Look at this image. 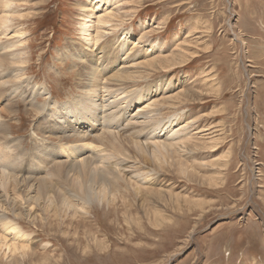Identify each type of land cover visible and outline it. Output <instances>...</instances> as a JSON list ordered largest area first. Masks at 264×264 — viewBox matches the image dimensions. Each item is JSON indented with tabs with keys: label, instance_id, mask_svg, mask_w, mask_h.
Here are the masks:
<instances>
[{
	"label": "rangeland",
	"instance_id": "obj_1",
	"mask_svg": "<svg viewBox=\"0 0 264 264\" xmlns=\"http://www.w3.org/2000/svg\"><path fill=\"white\" fill-rule=\"evenodd\" d=\"M83 3L93 2L14 0L17 18H13L12 27L22 33L27 53L23 79L31 82L24 83L23 88L28 94L33 85L35 92L39 84L45 85L47 94L36 95L34 102L50 103L51 109L52 103H66L83 93L76 78L81 66L71 59L79 51L87 60H93L99 57L98 48L104 47L106 57L116 62L115 68L121 67L122 61L129 62V67L123 65V70L131 73L122 79L123 86L122 80L117 81L118 85L110 82L107 75L100 77L104 80L96 79L113 88H101L104 96L113 91L122 99L128 96L122 89L131 93L151 89L150 100L138 102L136 98L113 124L118 126L114 132L125 147L119 157L125 168L120 170L133 178L151 175L142 181L152 190L131 193L126 214L123 210L111 214L107 212L109 207L93 204L87 218L93 228L76 223L61 224L55 229L43 223L40 228V223L33 225L25 217H12V212L0 207L9 225L6 230L15 226L19 232L8 233L0 227V236L4 231L8 233L2 236L10 239H5L7 244L23 245V239L25 243L33 239L29 243L33 254L29 251L19 264H264V0H115L110 7L117 15L103 26L104 35L97 42L89 38L96 32L93 28L89 27L88 37L80 31L83 17L91 12L81 8ZM125 38L128 49H132L129 55L119 48ZM183 56L184 60H180ZM152 60L153 67L137 65ZM6 88L0 90V124L7 127L9 139H14L11 143L18 147L15 151L19 152L21 167L17 171L29 172L31 162L39 155L38 151L32 157L42 143L45 121L42 113L31 110L29 102L21 98L15 113L11 112ZM156 97L157 105L145 109L153 112L146 117L134 115L137 106ZM125 105L122 102V108ZM154 120L161 124L173 121L171 125L175 127L187 123L191 134L187 133L189 142L179 150L181 163L159 167L147 154L132 150L130 141L134 142L135 137L143 141L146 134L157 132L151 129ZM91 125L93 129L86 127L82 131L88 130V136L71 139L73 146L88 142V151L104 149L97 142L103 129ZM43 143L62 146L57 142ZM5 153L11 154L8 150ZM63 156L66 158V154ZM218 160L228 165H216L214 161L219 164ZM182 163L185 166L180 167ZM53 179L56 187L74 193L65 177L57 175ZM1 194L5 197L0 191ZM45 247L47 250L42 249ZM4 253L3 248L0 264H8L9 254L2 256Z\"/></svg>",
	"mask_w": 264,
	"mask_h": 264
},
{
	"label": "bare ground",
	"instance_id": "obj_2",
	"mask_svg": "<svg viewBox=\"0 0 264 264\" xmlns=\"http://www.w3.org/2000/svg\"><path fill=\"white\" fill-rule=\"evenodd\" d=\"M91 1L93 3H90V5L83 3L81 6L82 9L87 10V11L91 10V12L87 13V15H85L83 17V21L80 24L81 25L80 31H82V35H84L85 37H88L91 34L89 27L93 28L94 30H96V32L94 31L95 35L93 34V36H90L89 38H90V40L92 39L94 41H96V40L99 41V38L103 37V35H104V31L102 30L103 26L106 25L108 22L112 21L111 19H113L114 15L116 14V13L113 14V10H111V7H110L111 4L113 5L115 3V0H95V1L91 0ZM13 3H14V0H0V90L7 87L6 88V90L8 91L7 97L10 98L9 99L10 100V106H7V107L10 108L11 112H14V108H16L18 106V103H19L18 100L21 98L24 101L27 100L29 102V107L31 110H35V111L37 110L36 112L42 113V117H43L45 123L43 125V130H41L43 132V133L41 132L42 138H40L42 143L37 146L34 154L33 155L31 154L33 157L35 155V153H37L39 151V155L36 158L34 157L35 158L34 162H31L30 167H31L32 171L29 170V172L28 171L27 172L17 171L18 167L19 168L21 167V164H20L21 159H20V156L18 154L19 152L17 153L15 151V149H17L18 147L16 145L14 146V144L11 143L12 141H14V139H11V140L9 139L8 134H10V133H8V129L6 130L7 127L6 126H5L6 128L3 127V125H2L3 123L0 124V191H1V193H3L5 195V197H3L2 194L0 195V207L2 208L4 206V208H3L4 211L9 210L10 212H12L13 213L12 217H15V218L18 217V218H21L22 220L24 219L23 217H25L33 225L35 222H36V224L40 223L39 227L41 228L42 224L45 223L48 227H50L52 229H55L56 227H59V225L66 224V223L69 226H71L72 223H76V225L81 224L83 226H85V224H86L88 227L90 226L93 228V225H91L90 220L87 219V218H89L88 215L92 214L91 207L93 204H96L98 206H101V205L104 206L105 205V206H107V208L109 207V210L107 212L111 213V214L119 213V211H121V210H123V212L126 214L127 209H128V208H126V205L128 207H130L129 206V195L131 193H134V195H135L136 193L150 192L152 190V188H150V187L143 186V184H145V183H143V181H142L144 179L147 181L148 179H150L148 177H150L151 175H148V177L143 176L142 179H140L139 176L137 178H135V177L133 178V177H127V176L123 175V173H126V172L124 170H123L124 172L121 171L124 166L121 164L122 159H120L119 157L122 156V154L125 150L124 149L125 147L123 146L122 141L118 140L119 137L116 134V132H114L115 129L118 128V126L114 125L113 122L115 120H117L118 118H120L122 113L125 114L126 106L129 107L130 104L133 103L136 98H137L138 102L142 101V99H144V98L147 99L148 96L151 94L150 93L151 89H150V91H149V88H145V89H141V90L138 89V90L133 91V93L126 91L125 89H122V92L125 93L126 95H128L127 97L122 98V99L119 96H118L119 98H117L118 94L116 95L115 94L116 92H113V91L108 93L107 96L102 95L101 88H104L107 90L109 88L110 84L106 85V84H102V83H100V84L97 83L98 82V80L96 79L97 77L102 78L103 76L106 77L105 75H107L110 82L112 81L113 83H117V81H118V83H119L124 77L130 76L129 74H131V73L127 72L126 70H123V68L126 69V66L123 67V65H127V67H129V62H123L122 61L120 63V64H122V66L121 65H120L121 67L116 66V68H115L116 62L112 61L114 59H108L106 57L107 51L104 50V47H100V48H98L99 57L95 58L93 60L91 59L92 61L84 58L80 54V51L71 57V59L73 58V59L79 61V64L81 66L80 75L76 78H79V81L77 80L79 85H77V86L79 88H81L80 90H82V92H83L82 95L75 96V97L71 98L72 101H69L66 103L58 104V103L54 102L51 105V107H52L51 109H49L50 103H40L39 104L38 102H34V101H36V95L47 94L46 93V86L43 84H39L38 87H35L37 90V92H35L34 87H33L35 85H33L32 86L33 88L31 87V90L30 91L28 90V94L25 93V90L23 88L24 83H26V85H30L31 82H30V80L28 81L27 79H23V75L25 74L24 73V70H25L24 65L27 62L25 55L27 53L25 51V48L22 46L23 45L22 44L23 38L22 39L20 38L22 36L21 31L14 29V27H16V26L12 27L13 18L14 17L17 18L16 16H14L17 14L15 13V10H13V7H12ZM118 3H119V1H118ZM112 9H114V8H112ZM18 16H19V14H18ZM110 27H111V25H110ZM17 28H19V27L17 26ZM104 29L107 30L106 28H104ZM141 31H142L141 33L143 35V29ZM105 32L110 33L111 31H105ZM4 37L6 39L4 41H2V39ZM89 44H90V42H89ZM156 44L158 45V43H156ZM119 45H120L119 48L121 49V51L123 53H125V55H126V52H127V55H129L131 53L132 49L131 50L128 49L129 45H128V40L126 38L124 41H120ZM133 46H132V48H133ZM179 46H181V45H179ZM73 47H71V48L73 49ZM185 47H187V46H185ZM160 48H159V50H160ZM106 49H108V48H106ZM182 49H184V48H182ZM136 50H137V48H136ZM170 52H172V51H170ZM172 53H174V51ZM174 55H175V53H174ZM167 56L169 58V55H167ZM174 57H176V56H174ZM124 58L125 57H123L121 59H124ZM157 58H159L158 55H157L156 59ZM168 58H166V59L170 62V60ZM167 60H165V61H167ZM180 60H184V56ZM159 61H160V59L157 62H159ZM153 62H154L153 60L149 61V63L148 62L147 63L139 62L137 65L139 67L142 66L143 68H144L143 65H145L146 67H149V66L153 67ZM172 64H173V62H172ZM166 66H168V65H166ZM134 67H136V66H134ZM130 68H128V69H130ZM143 68H141V69H143ZM159 68H160V66H159ZM155 69H156V67H155ZM99 70H100L101 74H99ZM140 70H138V71H140ZM97 72H98V74H97ZM135 72H136V74L138 73L137 71H135ZM132 73L134 74V72H132ZM104 79H106V78H104ZM104 79H101V80H104ZM123 80L121 81L122 82L121 85L122 84L124 85ZM133 80L134 79L132 78L131 81H133ZM138 80H140V79H138ZM135 81H137V80H135ZM100 82H102V81H100ZM105 82H106V80H105ZM126 83H128L127 80H126ZM132 84H133V82H132ZM134 84H136V83H134ZM158 84H159V82H158ZM110 88H112V87H110ZM133 88L134 87H132V89ZM192 91H194V90H192ZM39 92L41 94H39ZM193 94H195V93H193ZM166 95L168 96V94H166ZM150 98H148V100H150ZM157 98L158 97H156L155 99H152L150 102H148V104L144 103L140 106H137V109H136L137 112L134 115L136 117H138V115L146 117L147 114H150V112H153V111H150V112L145 111V109L152 107V105L154 103L156 104L155 101ZM166 100H168V98ZM122 102H124L126 104L123 108L121 106ZM180 102H181V100H180ZM8 105H9V103H8ZM1 107H4V106H1ZM1 110H3V109H1ZM11 114H13V113H11ZM135 116H133V117H135ZM151 116H152V114H151ZM133 117H131V119H133ZM149 119H151V117L148 118V120ZM0 120H1V117H0ZM142 121H144V120H142ZM176 121L177 120H175V122ZM171 122H173V121H168V122L166 121V123H167V125H166V123L161 124V123H158L157 121L154 120L153 125H152L153 127L151 129H152V131H157V132L151 133V135L146 134L143 141L141 140L142 142L139 141L140 138L137 139L135 137L134 142L130 141V144L132 143L131 147L134 148L132 150L133 151L135 150L137 153L139 152L142 154H147L150 158H152V161L154 160L156 163H158L159 167L161 165L166 166V165L172 164L174 162L177 164L181 163V161H180L181 155H179V150H182V148L184 146H186L185 144L189 142L188 141L189 135L186 138L187 133H189V132H187L188 125L186 123V124H182L178 127H175V126L171 125ZM91 123L97 124L98 126H100L103 129L99 139L97 140V142L99 144V148L100 147L103 148L105 146L104 149L98 151L97 150L98 148H97L96 149L97 151L94 149L88 151L87 148H91V144H89L88 142L86 144H83V145L73 146L71 144V142H72L71 139L72 138L82 139V138H85L86 136H88V134H89L88 130H86L85 132H82V131H84L83 129H85L86 127L92 128ZM144 123H145V121H144ZM145 124H147V123H145ZM149 124H151V121ZM190 127H191V125H190ZM197 130H199V129H197ZM189 134H191V133H189ZM195 134L197 135V133H195ZM129 135H127V136L130 139ZM131 136H132V134H131ZM192 136H193V133H192ZM38 137H40V136H38ZM54 137L65 138V139H67V141L62 142L63 140H61V142H59L60 141L59 139L58 140L55 139L53 141L51 138H54ZM132 138H134V137H132ZM5 139L7 141H5V142L1 141V140L4 141ZM87 139H88V137H87ZM121 139L123 140V137H121ZM125 139H127V137ZM43 141H48V142H52V143L57 142L58 145H62V146H57L56 143L55 144L43 143ZM126 141L128 142L129 140H126ZM126 141H123V142H126ZM205 141L206 140H204V142ZM195 143H197V141H195ZM7 144H8V149H7ZM205 144H206V142H205ZM193 145L191 144V146H193ZM7 150L11 153L10 155L5 153V151H7ZM19 151H21V150L19 149ZM28 152H24V153L28 154ZM31 152L32 151H30V153ZM127 152H129L128 149H127ZM127 152L125 151V154ZM85 153H86V155L81 157ZM180 153H182V152L180 151ZM183 153H184V151H183ZM64 154H66V158H64V156H63ZM131 155H134V153ZM128 156H130V155H128ZM129 160H132V159H129ZM137 160L140 163L141 160H139V159H137ZM134 161H136V160L134 159ZM182 161H183V159H182ZM218 161H219V164H218V162L214 161L216 163V165H219V166H227L228 165L227 161H224V162H222L220 160H218ZM46 165H49V168L46 167ZM180 165L185 166V163H184V165H183V163L179 164V166ZM131 166H133V165H131ZM142 166H144V165H142ZM142 166L141 167L139 166V167L142 168ZM120 168H121V170H120ZM143 168H147V167H143ZM187 168H188V166H187ZM144 170L142 172H144ZM191 170H192V174H194L193 169H191ZM41 174H43V175H41ZM39 175H41V176H39ZM57 175H62L63 177H65V179L74 188V193H69L68 190L64 191V189L61 190L59 187L55 186L54 183L56 182V180L54 181L53 178H55V176H57ZM140 176H142V175L140 174ZM146 178H148V179H146ZM153 179H154V177H153ZM147 184H149V183L147 182ZM9 186H13L10 189L12 194H7L8 192H10L7 189V188H9ZM134 195H133V197H134ZM6 216H7V213H6ZM7 217H10V216H7ZM13 220H15V219H13ZM4 221H5V215L2 212H0V227L4 228L3 230H6L7 227H9V225H8V222L5 223ZM14 224H12V225H14ZM10 227H11V231L15 230V232H16L17 229H15V228H17V227H15V226L14 227L10 226ZM36 227H38V225ZM95 228H96V226H95ZM66 229H67V227H66ZM21 230H22V228H21ZM21 230H20V232H21ZM7 231H8V233L11 232L9 230H6V232ZM6 232L4 231L3 233L5 234ZM12 232H14V231H12ZM17 232H18V230H17ZM0 233H1V231H0ZM8 233H6V235ZM4 234L0 236V250L3 248H4V251L6 250V253H4L2 256H6L9 254L8 255L9 256L8 264H19L20 262H22L21 260L24 259V256L28 255L29 251H30V253L33 254L34 251H32V249H34V248H32V247H31L32 249L30 248V246H32L31 242L33 239L30 240L31 242L27 241L28 243H25V241L23 242V240H24L23 238H22L23 240L20 239V240H22V243H24L23 245H16V244H13L11 242L7 244L8 241L6 242L5 239H7L8 237L5 236L7 238L4 239L2 237V236H4ZM14 235L18 236L19 234L14 233ZM11 236H12V234H11ZM7 240H10V239H7ZM13 240L14 239H12L11 241L13 242ZM20 240L18 241L19 243H20ZM29 243H31V244H29ZM42 249H46V247L42 248Z\"/></svg>",
	"mask_w": 264,
	"mask_h": 264
}]
</instances>
